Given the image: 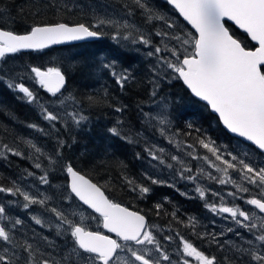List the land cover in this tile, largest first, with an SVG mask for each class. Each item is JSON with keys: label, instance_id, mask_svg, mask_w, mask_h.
Returning <instances> with one entry per match:
<instances>
[{"label": "snow or ice", "instance_id": "6c2138e0", "mask_svg": "<svg viewBox=\"0 0 264 264\" xmlns=\"http://www.w3.org/2000/svg\"><path fill=\"white\" fill-rule=\"evenodd\" d=\"M166 2L191 29L158 12L147 0H120L119 11H105L104 15H100L93 10L88 22L74 25L63 22L34 24L24 35L0 29V61L9 53L21 50L42 51L50 45L65 41L99 38L105 35L104 29H112L111 39L114 43L119 45L127 41L131 45H142L148 48L145 55L156 61L152 66L153 76L149 79L152 85L150 98L157 96L161 80L182 81L193 96L206 102L228 132L251 142L256 150L264 154V0ZM41 6L57 11H71L68 4L61 7L56 0L36 5L37 8ZM32 14L38 15L39 12ZM5 15L6 11L0 9V18ZM137 15L143 17L144 24L152 26L148 32L125 19ZM157 21L165 30L157 28ZM228 21L247 34L250 41L254 42L253 48L236 38L226 26ZM153 30L155 36L160 37L157 44L153 43ZM115 64V60L105 61L102 68L109 72L123 90L133 77L127 69L117 71ZM30 74L34 84L39 85L54 100L41 102L37 91L15 78L0 75V81H7L9 89L21 93L18 99L35 105L52 130L58 131L57 125L60 123L68 125L65 117L70 118L71 123L77 127L87 121L88 117L75 104V98H70L74 101L71 111L65 108L60 113L58 109L52 110L50 107L66 103L65 99L60 98L66 83L60 67L42 69L31 66ZM87 99L90 104L97 102L92 96ZM125 107L116 106L114 111L122 113ZM161 109L157 115L141 109L145 122L176 147L177 152L184 153L192 160L203 161L206 167L198 164L194 171L182 156L166 154L164 148L155 144H146V158L156 162L152 167L163 166L172 172L173 178L178 176L180 180L195 185L192 191L204 201L205 208L214 216L229 221L231 226L219 233H194L199 239L207 241L213 248L212 253L205 254L198 250L179 232L175 236L179 237L182 248L178 247L174 253H170L163 241H173V235L158 233L157 226L149 224L144 215L129 211L110 200L100 186L86 179L70 162L60 168L66 183L54 203H50L53 198L41 192L39 187L33 193L31 188L34 185L24 186L22 181L33 178L41 186L54 187L49 179V171L44 169L39 160L45 156L51 165L58 164L57 158L61 157L65 142L57 137L54 154L46 156L32 140L16 137L13 145L0 140V159L8 160L9 156H13L33 160V167L40 170V174L24 169L23 175L13 179L10 186L0 184V194L11 198L0 200V264H189L186 257H194L198 264H264V166L257 167L240 155L226 151L207 134L200 136L199 128L195 129L198 134L196 144L177 140L176 137L181 133L172 130L163 106ZM116 123L121 126L123 120L117 118ZM118 126L108 129L112 136L127 143L136 142ZM27 127L50 135V132L36 124H28ZM188 127L193 126L189 124ZM184 135L191 136L192 133ZM17 141H22L32 151L27 154L21 151ZM197 144L206 150L204 154L197 152ZM136 156L141 159L140 153ZM243 156L247 157L248 153L244 152ZM145 178L152 185L166 183L147 173ZM201 179L221 186L230 185L235 191L226 194L214 191L205 187ZM127 183L131 191L137 192L141 198L151 192L149 186L134 180L128 179ZM245 185H251V188ZM168 187H175V184H168ZM253 190H258L256 195H251ZM208 193L218 197L219 203L216 200L209 201ZM243 193H249V196L245 197ZM181 195L187 196L188 193L182 192ZM226 197L233 201L243 200L244 205L253 207L229 206ZM33 206H39L43 212L37 214ZM155 208L159 215L162 205L157 204ZM13 209L27 214L32 224L41 230L54 229L56 237L61 238L63 243L57 244L43 231H37L36 227L27 230L20 213L12 215ZM88 209H91V213L85 217ZM43 213L48 214L47 220L43 218ZM171 216L177 224L195 227L194 218L190 217L189 222L185 223L176 212L171 213ZM86 219L95 220L98 224L102 222L103 229L107 233H114L119 239L89 230L85 226Z\"/></svg>", "mask_w": 264, "mask_h": 264}, {"label": "trees", "instance_id": "16d2710c", "mask_svg": "<svg viewBox=\"0 0 264 264\" xmlns=\"http://www.w3.org/2000/svg\"><path fill=\"white\" fill-rule=\"evenodd\" d=\"M56 2L61 7L68 4L71 11L36 7L49 3V0H0V9L7 13L0 18V29L22 34L34 24L63 22L70 25L88 22L92 18L91 7L105 8L109 13H115L120 9V0H56ZM147 2L162 14L176 16L165 0H147ZM36 11L39 14L33 15L32 13ZM97 13L105 14L99 11ZM126 19L142 28L144 32H148L152 27L150 24H144L143 17L139 15ZM156 24L158 29L162 28L159 21ZM226 26L247 47H253L244 34L235 30L230 24ZM104 31L105 35L94 41L52 47L42 51L18 52L0 61V75L15 78L37 91L41 102L55 98L39 85L34 84L30 67L37 66L42 69L50 66L60 67L66 77L65 87L61 90L63 95L60 98L65 99L66 103L63 106L50 105V107L52 110L58 109L60 113H63L65 108L71 111L74 101L70 98H75V104L88 117L79 127L72 124L67 117L68 125L60 123L57 125L58 131L52 130L35 105L18 99L17 97L22 94L9 89L7 81H0V140L13 145L16 137L30 140L33 137L32 141L37 142L39 147H47V150L54 154L59 137L65 142V147L61 149L62 155L57 158L59 163L55 164L53 169H48L46 164L40 162L44 169L49 171L52 185H65L66 179L60 168L70 162L82 175L100 186L110 200L144 215L149 224L179 228L177 226L182 224H177L171 216V213L178 208L179 199L167 195L168 188H158L156 192H150L141 198L137 192L131 191V186L127 183L128 179L142 185L147 183L143 178L145 175L138 168V161L142 162L147 157L144 148L148 142L145 137L133 136V133L137 132L141 134L150 132V128L140 121L141 109L145 111L154 103L165 104L169 108L173 130H179L181 133L176 138L184 143L196 144L198 135L196 128L200 129V136L207 134L216 142L223 141L229 144L232 137L221 128L217 118L204 104L190 96L180 81L161 80L157 96L150 98L152 85L148 80L150 75L146 76L149 72V58L139 52L140 48H135L137 45H131L127 41H122L119 45L114 43L111 39L112 29H104ZM154 32L155 30L152 31V39L153 43L157 44ZM113 60L116 62L117 71L127 69L133 77L123 90L115 83L109 72L102 68L103 62ZM89 96L94 97L97 102L90 104L87 99ZM116 106L126 107L122 113H116L114 111ZM117 118L123 120V125H117ZM28 124H36L50 132V135L28 128ZM189 124L193 127L189 128ZM113 126L122 127L124 133L136 140L137 144L127 143L119 137L112 136L108 129ZM187 132H191L192 135L185 136L184 133ZM17 144L26 154L31 152L22 141H17ZM196 147L198 153L203 151L198 144ZM248 147L262 155L250 145ZM137 153H140L141 159H137ZM31 162L33 160L13 156H9L8 160L0 159V184L10 186L13 179L23 175L24 169L29 170L32 167ZM157 204L162 205L159 215L155 208ZM176 215L186 223V212L182 211Z\"/></svg>", "mask_w": 264, "mask_h": 264}, {"label": "rangeland", "instance_id": "374dc122", "mask_svg": "<svg viewBox=\"0 0 264 264\" xmlns=\"http://www.w3.org/2000/svg\"><path fill=\"white\" fill-rule=\"evenodd\" d=\"M91 9H92V11L95 10L96 12L99 11L103 14L105 13V8L91 7L90 11H91ZM110 13H114V12H110ZM166 17L171 18L174 21H177L178 23L184 25V23L181 22L177 16H173L171 14L170 15L166 14ZM187 29H189V28H187ZM160 30H165V29L162 27ZM168 31H172V30H168ZM159 41H160V37H157V43H159ZM135 48H140L139 52L144 53V54L148 51V48H145L142 45H137V46H135ZM145 50H147V51L145 52ZM147 58H149V60H150L149 67H148L149 72L147 74L146 73L145 74H146V76L150 75V77H148V80H149L153 76L152 66L156 63V61L151 57H147ZM161 106H163V111L167 113V118L171 121L170 116H169V108L165 104H162V103L151 104L150 106H148L146 108L145 112L150 111L153 115L160 114L161 110H162ZM65 119H67V117H65ZM140 121L144 125H147V128H150V132L149 133H142V134L140 132H137V133H139V135H137V133H133V136H135V137L139 136V138L145 137L148 144H155L158 147L164 148L166 150V154H176V155L182 156L187 161V163L191 167H193L194 171L196 170V166L198 164L200 167H206V165L204 164L203 161L192 160L190 157L185 156L184 153L177 152L176 147H174L172 144H169L168 140L165 139L164 137H162L159 134V132L156 131V129L154 127H152L151 125L146 123L143 116H142V119ZM153 124H155V121H153ZM171 128L173 130V121H171ZM31 138L33 139V137H31ZM33 142L39 147V144L37 142H35V141H33ZM134 144H137V143L135 142ZM216 144L221 146L223 149H225L228 152H232L235 155H240L242 158H245L248 162L254 164L257 167L264 166V155L257 154L253 149L248 147V145H246V143H244V142H242L236 138H232V141L229 144H226L223 141L216 142ZM45 146H46V144H45ZM40 148L44 151L46 156L53 155V153L50 150H47L48 149L47 147L43 146ZM201 149L203 151L200 154H204L206 152V150L203 148H201ZM244 152L248 153L247 157L243 156ZM208 155L210 156L211 154H208ZM39 162L46 164V167L48 169H53V167L55 166V165H51L49 160L47 158H45V156H41ZM217 163H219V162H217ZM31 164H32V167H30L29 170L36 172L37 175H39L40 174L39 170H37L33 167V162H31ZM153 164H156V162L150 161L147 158H145L142 162L138 161V168L141 169V171L144 175H145V173H147L149 175H152V176L166 182L165 184H161V185H152L150 183V181L147 180L144 176L143 178L147 182L146 185H148L151 188V192H156L158 188H168L169 191H168L167 195H171V197L175 196L172 198L179 199L178 208L175 211L176 214H178L182 211L186 212V217H185L186 223L189 222L190 217L194 218V220H195V227L194 228L191 225H189L188 227H185L184 225H178L177 227H179V228H176V227H170V226L164 227V226L158 225L156 223L155 224L151 223L152 225L157 226L156 231L158 233H162L165 235H173V237H174L173 241H171V242L163 241V243L168 248L170 253H174L178 247L182 248V245L180 244L179 237L175 236V233L179 232L185 238V240L191 242L193 244V246L198 248V250L203 251L205 254L211 253L213 251V248L208 245L207 241L199 239L197 237V235H195L194 233H204V232L219 233L221 231L226 230L227 227L231 226L229 221L222 219L220 216H214L211 212L208 211V209L205 208L204 201L199 199L196 196V193L194 191H192V189L195 187V185H193L189 182L180 180L178 176L173 178V174H172V172H170V170H168L167 168H164L163 166L152 167ZM221 167H223V166L221 165ZM229 171L231 172V170H229ZM201 183L204 184L205 187H207V188H211L214 191H221L224 194H226L228 191H235V189L230 185L221 186V185H217L215 183H209L205 179H201ZM168 184H175V187H168ZM22 185H24V186L34 185V187L31 188V191L33 193H35L37 187H39L41 192H44L46 195L53 198L52 201H50V203H54L56 201V199L59 197L60 192L63 188V185H54V187H49L47 185L41 186V185H39V181L34 180L33 178H28V180L22 181ZM245 186L251 188V185H245ZM257 191L258 190H253L251 192V195H256ZM182 192L188 193V195L187 196L181 195ZM242 195H244L245 197H248L249 193H243ZM207 198L209 201L216 200L217 203H219V198L213 197L211 195V193L207 194ZM2 199H11V198L10 197H3V194H0V200H2ZM21 200H22V198H21ZM226 200L229 201V206H232L233 204H235V205H240V206L252 209L249 205H244L243 200L233 201L232 198H230V197H226ZM174 204L177 205V203H174ZM33 208L36 209L37 214L43 212V210L40 209L39 206H33ZM17 212L20 213V218L24 219L27 230H30L31 227H36L37 231H43L44 234H46L50 238L54 239L57 244L63 243L61 238L56 237L54 229L41 230L39 228V226L32 224V222L28 218L27 214L21 212L19 209H13L12 215L15 216ZM89 213H91V212L87 211L85 213V217H87ZM92 215H95V214L92 213ZM225 215H227V214H225ZM43 218L47 220L48 214L43 213ZM100 225H101V223L98 224L95 220H87V219L85 220V226L87 228H89V230H92V229L96 230L98 227H100ZM180 228L182 230H177ZM230 235L231 234H229V236ZM225 238H227V237H225ZM186 259L189 260V264H197L198 263L197 261H195L194 257H186Z\"/></svg>", "mask_w": 264, "mask_h": 264}, {"label": "water", "instance_id": "95a60500", "mask_svg": "<svg viewBox=\"0 0 264 264\" xmlns=\"http://www.w3.org/2000/svg\"><path fill=\"white\" fill-rule=\"evenodd\" d=\"M165 2H166V0H165ZM166 3H167V2H166ZM169 6L172 8L171 5H169ZM172 9H173V8H172ZM173 10H174V9H173ZM175 13H176V15L179 17V19H180V20H181V21H182V22H183V23H184L189 29H191V26H190V25H187V22H186V21H183V18L179 16V13H178V12H175ZM227 23L230 24L231 26H233L237 31L243 33L242 30L237 29L236 26H235L231 21H228ZM70 25H74V24H70ZM30 29H31V28H30ZM30 29H29L26 33H22V34H18V35H24V34H27V33L30 31ZM192 31H194V30H192ZM243 34L246 36V38L249 40V42H251V43L253 44V46H254V42L250 41V38L247 37V34H246V33H243ZM97 39H98V38H84V39H82V40L65 41V42L60 43V44L50 45L48 48H52V47H60V46H67V45H75V44H79V43H83V42L94 41V40H97ZM48 48H45V49H48ZM43 50H44V49H43ZM20 52H35V51H33V50H21ZM11 54H14V53L6 54V56H7V55H11ZM180 83H181L182 86L186 89V91L190 94L191 97H193L194 99H196L197 101L201 102L202 104H204V105L207 107L208 111H209L211 114H213V115L217 118L219 125L221 126V128H222V129H223V130H224L229 136H231V137H233V138H236V139H238V140H240V141H242V142H245V143L249 144L250 146H252L253 148H255V146L252 145L251 142L245 141L243 138L238 137V136H236L235 134L228 132V131L223 127V125L219 122V118H218V116L210 111V109H209L208 106L206 105V102L201 101V100H199V98L193 96V95L191 94L190 90H188V89L186 88V86L183 85V82L180 81ZM257 151H258V150H257ZM258 152H259V151H258ZM261 154H262V153H261ZM263 155H264V154H263ZM85 178L88 179L87 177H85ZM88 180H89V179H88ZM90 181H91V180H90ZM91 182H92V181H91ZM92 183H93V182H92ZM101 190H102V189H101ZM102 191H103V190H102ZM84 207L86 208L87 206H84ZM122 207H124V206H122ZM251 207H253V206H251ZM88 210L91 212V209H88ZM129 211H133V210H130V209H129ZM134 212H135V211H134ZM136 213H138V212H136ZM94 214H95V213H94ZM138 214H140V213H138ZM95 215H97V214H95ZM101 228H102V230H103L105 233H107L106 230L103 229L102 224H101ZM108 234H110V235H112V236L115 237V234H114V233H108ZM116 238H117V237H116ZM118 239H119V238H118Z\"/></svg>", "mask_w": 264, "mask_h": 264}, {"label": "flooded vegetation", "instance_id": "af4514ba", "mask_svg": "<svg viewBox=\"0 0 264 264\" xmlns=\"http://www.w3.org/2000/svg\"><path fill=\"white\" fill-rule=\"evenodd\" d=\"M89 229V228H88ZM93 230V229H92ZM93 231H100V232H103V233H105L102 229H101V226L100 227H98L96 230H93ZM105 234H107V235H109L110 237H113V238H116V237H114V236H112V235H110V234H108V233H105ZM116 239H118V238H116ZM213 252V251H212ZM211 252V253H212ZM207 254H210V253H207ZM198 264V263H197Z\"/></svg>", "mask_w": 264, "mask_h": 264}]
</instances>
